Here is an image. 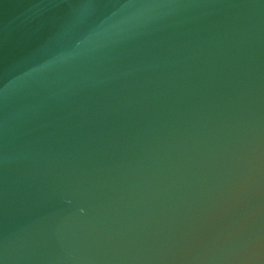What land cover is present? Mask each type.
I'll return each mask as SVG.
<instances>
[{
  "label": "water",
  "instance_id": "water-1",
  "mask_svg": "<svg viewBox=\"0 0 264 264\" xmlns=\"http://www.w3.org/2000/svg\"><path fill=\"white\" fill-rule=\"evenodd\" d=\"M0 264H264V0H0Z\"/></svg>",
  "mask_w": 264,
  "mask_h": 264
}]
</instances>
